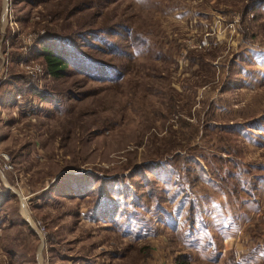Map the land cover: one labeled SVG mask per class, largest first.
<instances>
[{
    "label": "rangeland",
    "instance_id": "1",
    "mask_svg": "<svg viewBox=\"0 0 264 264\" xmlns=\"http://www.w3.org/2000/svg\"><path fill=\"white\" fill-rule=\"evenodd\" d=\"M259 3L0 0V86L22 76L53 99L0 104V264H240L264 251ZM44 39L110 75L47 76L31 51ZM33 220L64 260L47 262Z\"/></svg>",
    "mask_w": 264,
    "mask_h": 264
},
{
    "label": "trees",
    "instance_id": "2",
    "mask_svg": "<svg viewBox=\"0 0 264 264\" xmlns=\"http://www.w3.org/2000/svg\"><path fill=\"white\" fill-rule=\"evenodd\" d=\"M260 5H264V0H258ZM52 38H58V37H50L47 39ZM110 43V42H109ZM94 48L100 50L102 52V47L100 44H103L102 41L99 43H94ZM111 44V43H110ZM111 46V45H110ZM63 45L61 43H58V46L55 47L51 45L47 40H43L40 42L37 46H34L31 51L33 54L37 56H41L45 62L46 67V74L47 76H51L54 78H59L67 74L68 69L71 67L72 64L78 66V69L82 71V74H86L88 76L92 75H110V71L108 67H105L104 65H99V61H95L91 58L85 60L82 57H77L73 60H70V57L68 54H71V52L67 51L68 54H64L62 50ZM73 50V48H72ZM21 54L16 57L19 61L21 59ZM15 59V58H14ZM105 68V69H104ZM102 70V71H100ZM100 71V74H99ZM102 72V73H101ZM8 86L3 87L0 86V104L7 103L9 105L16 104L18 105V96H32L36 94H39L41 97H43V100L52 102L53 99L50 95V93H47L45 90L40 89L39 86L35 85L34 83L30 82V79L22 76H14L11 77L8 82L6 83ZM32 94V95H31ZM31 98V97H30ZM29 100V99H28ZM31 100H29L30 102ZM60 178V176L58 177ZM57 178V179H58ZM38 221V220H36ZM45 246L48 256V261L52 259L59 258L64 260L65 258L61 256L60 251L57 247V245L54 243L53 236H46L45 238ZM177 264H191L189 260V255H183L177 260Z\"/></svg>",
    "mask_w": 264,
    "mask_h": 264
},
{
    "label": "crops",
    "instance_id": "3",
    "mask_svg": "<svg viewBox=\"0 0 264 264\" xmlns=\"http://www.w3.org/2000/svg\"><path fill=\"white\" fill-rule=\"evenodd\" d=\"M238 250H241V248L238 247ZM252 251H254V252H252V256L250 258V262L247 263L246 261L243 260L240 264H258L259 259H264V251H263V246L262 245H260V247L253 248ZM225 258L226 257H224V259ZM221 262H222V260L216 261L215 263L216 264H222ZM215 263H212V264H215Z\"/></svg>",
    "mask_w": 264,
    "mask_h": 264
},
{
    "label": "built area",
    "instance_id": "4",
    "mask_svg": "<svg viewBox=\"0 0 264 264\" xmlns=\"http://www.w3.org/2000/svg\"><path fill=\"white\" fill-rule=\"evenodd\" d=\"M36 71V74L39 73V72H42L43 73V69L41 68H37L35 69ZM18 98L20 99V96H18ZM9 166L8 164H5V167ZM35 224L37 225V228H38V231L41 235V237L43 239H45V237L47 236V229L45 227V225H43L40 221H36Z\"/></svg>",
    "mask_w": 264,
    "mask_h": 264
},
{
    "label": "water",
    "instance_id": "5",
    "mask_svg": "<svg viewBox=\"0 0 264 264\" xmlns=\"http://www.w3.org/2000/svg\"><path fill=\"white\" fill-rule=\"evenodd\" d=\"M33 222L35 223V221L33 220ZM42 242H43V246L45 245V243H44V240H42Z\"/></svg>",
    "mask_w": 264,
    "mask_h": 264
},
{
    "label": "bare ground",
    "instance_id": "6",
    "mask_svg": "<svg viewBox=\"0 0 264 264\" xmlns=\"http://www.w3.org/2000/svg\"><path fill=\"white\" fill-rule=\"evenodd\" d=\"M26 199V198H25Z\"/></svg>",
    "mask_w": 264,
    "mask_h": 264
}]
</instances>
